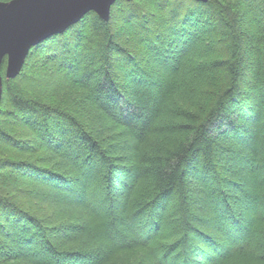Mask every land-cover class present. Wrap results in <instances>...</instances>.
I'll return each instance as SVG.
<instances>
[{"label":"trees","instance_id":"obj_1","mask_svg":"<svg viewBox=\"0 0 264 264\" xmlns=\"http://www.w3.org/2000/svg\"><path fill=\"white\" fill-rule=\"evenodd\" d=\"M36 54L61 81L5 84L0 264H264V0H120Z\"/></svg>","mask_w":264,"mask_h":264},{"label":"water","instance_id":"obj_2","mask_svg":"<svg viewBox=\"0 0 264 264\" xmlns=\"http://www.w3.org/2000/svg\"><path fill=\"white\" fill-rule=\"evenodd\" d=\"M119 0H12L0 2V102L1 65L6 59L5 80L16 78L29 51L48 38L63 34L86 14L109 20ZM131 1V0H124ZM205 2L207 0H194Z\"/></svg>","mask_w":264,"mask_h":264},{"label":"rangeland","instance_id":"obj_3","mask_svg":"<svg viewBox=\"0 0 264 264\" xmlns=\"http://www.w3.org/2000/svg\"><path fill=\"white\" fill-rule=\"evenodd\" d=\"M10 1H12V0H2L0 2L6 3V2H10ZM111 9H112V7H111ZM255 11H257V9ZM110 12H111V10H110ZM109 18H110V15H109ZM31 51H32V49L29 51V53ZM29 53H28V55H29ZM28 55H27V57H28ZM27 57L25 59L23 68H22V70H21V72L19 74L23 78H22V80L18 81L16 84L13 85V87L15 89H17V90L20 89V91H23V92L26 91V92H28L30 94V93H32L31 91H33V89L36 90V91L38 90L37 86H35V84H34V82H36V80H41L43 82L42 84L44 86L45 85H50V84L53 85L54 83L61 81V77L55 72V70H57V67H56L55 63L49 62L45 58L43 59L42 56H40L39 54H36L30 60H27ZM26 60H27V62H26ZM72 61H73V64H75L74 60H72ZM3 62H2V65L4 64L3 67L1 65V67H2V69H1L2 95H3L4 88H5V84L7 82L12 81L14 79H17L19 77V75H18L14 79H10L8 81L5 80L6 59H4ZM30 75H31V78L34 80L33 83H30V81H29L30 79L28 78V76L30 77ZM51 80L54 81V83ZM47 91L48 90L41 91V92H43V95H46L48 93ZM38 92L41 94L40 90H38ZM48 94H50V92ZM0 110L4 111L3 114H7L8 112L10 113L11 110L13 111V108H12V106L9 103V96H7L5 98H3V96H1ZM5 111L7 113H5ZM16 116H18L17 120L19 122L17 125H16V123L9 122L10 119L4 120L3 116L2 117L0 116V124H2V127H4V128L8 127L10 132H14V133L20 134V136L23 137V138L29 137L30 133L26 130V127L22 126L23 125L22 122L24 121L23 118H21L20 115H16ZM17 120H15V121H17ZM82 120H83V122L85 124L88 123L86 125H87V127L89 129H90L92 123H95V125L97 127V128H95V131L97 132V134H100L105 129V126L107 125L105 122L102 121V119H100L99 116H92V118H86L85 116H83ZM92 127H93V125H92ZM93 130H94V128H93ZM99 137L101 139H103L101 134L99 135ZM1 177H2V174H1L0 178ZM2 178H4V177H2ZM6 179H7L6 181H11V180L16 181V179L13 176L12 177L11 176L10 177L7 176ZM0 182H3V181H0ZM26 187H28V186H26ZM38 191H39L38 188H35V187L31 186V187H29V192L27 194H33V197H36L37 195H39ZM39 197H36V201L42 206L43 213L47 212V213L53 214L54 216L57 215L58 218L60 219L59 216H61L62 210L58 211V210H56V209H54L52 207L46 206L44 203L39 201ZM40 198L42 199V197H40ZM23 203L26 204L25 202H23ZM257 208H258L257 205H252L251 207H249V211L247 213H245L244 219L248 220L251 216L253 217V214L256 213ZM119 260H120V258L117 261H115L113 264H127V263H131V261L128 258H126V257L123 260H121V261H119Z\"/></svg>","mask_w":264,"mask_h":264},{"label":"bare ground","instance_id":"obj_4","mask_svg":"<svg viewBox=\"0 0 264 264\" xmlns=\"http://www.w3.org/2000/svg\"><path fill=\"white\" fill-rule=\"evenodd\" d=\"M120 1V0H119ZM118 2V1H117ZM202 3V2H201Z\"/></svg>","mask_w":264,"mask_h":264}]
</instances>
